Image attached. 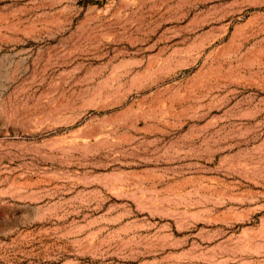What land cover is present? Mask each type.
Listing matches in <instances>:
<instances>
[{
	"label": "rangeland",
	"instance_id": "374dc122",
	"mask_svg": "<svg viewBox=\"0 0 264 264\" xmlns=\"http://www.w3.org/2000/svg\"><path fill=\"white\" fill-rule=\"evenodd\" d=\"M0 264H264V0H0Z\"/></svg>",
	"mask_w": 264,
	"mask_h": 264
}]
</instances>
